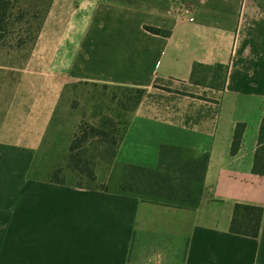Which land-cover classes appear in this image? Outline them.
I'll list each match as a JSON object with an SVG mask.
<instances>
[{
  "label": "crops",
  "instance_id": "0c3cea01",
  "mask_svg": "<svg viewBox=\"0 0 264 264\" xmlns=\"http://www.w3.org/2000/svg\"><path fill=\"white\" fill-rule=\"evenodd\" d=\"M193 64L225 66L222 89L210 72L194 75L207 85L191 83ZM0 70V264H264V177L250 174L264 108V0H52L21 67ZM77 84L143 90L115 165L153 169L161 146L208 155L197 208L32 174ZM237 123L245 129L229 156ZM236 203L263 209L256 239L227 232Z\"/></svg>",
  "mask_w": 264,
  "mask_h": 264
},
{
  "label": "trees",
  "instance_id": "16d2710c",
  "mask_svg": "<svg viewBox=\"0 0 264 264\" xmlns=\"http://www.w3.org/2000/svg\"><path fill=\"white\" fill-rule=\"evenodd\" d=\"M52 0H0V40L5 38H17L16 45L7 46V51H20L24 37L30 40V51L42 22L49 10ZM154 35L166 36L167 32L144 27ZM227 68L223 65L212 67L193 64L191 67L189 81L194 84L203 85L204 79H195L196 74L210 72V86L222 89ZM122 88V96L127 102L126 114L139 104L143 90ZM127 120L122 127L116 129L108 122L109 128L97 127L93 124H78L68 145L69 162L73 163V169L77 168L76 161L89 162L86 152H90V158L108 156L114 158L115 150L121 141L128 124ZM245 126L242 123L234 125L232 137L228 149V155L234 156L240 148L241 139ZM96 152V154L92 153ZM96 155V157H95ZM208 155L206 153L193 154L191 151L172 146H161L158 150V159L155 168L147 169L134 166H122L124 174L121 176L118 187L110 193L132 196L142 202L171 207L175 209H195L199 205L203 191V176L207 165ZM82 172L87 178L92 179L91 170L84 167ZM250 174L264 177V108L257 128L256 146L252 155ZM50 182L59 183L58 181ZM83 188L81 186H76ZM109 191L106 189H98ZM263 209L259 206L233 204L228 222L227 232L249 239H256L259 233Z\"/></svg>",
  "mask_w": 264,
  "mask_h": 264
},
{
  "label": "rangeland",
  "instance_id": "374dc122",
  "mask_svg": "<svg viewBox=\"0 0 264 264\" xmlns=\"http://www.w3.org/2000/svg\"><path fill=\"white\" fill-rule=\"evenodd\" d=\"M18 43L17 38H5L0 40V67H7L17 70L30 47V40L27 37L19 44L20 51H7L6 47ZM5 52H11L7 57ZM1 72H5L0 70ZM17 72L8 76V86L14 84ZM4 78L0 74V84ZM6 79V78H5ZM207 85L208 81L204 80ZM66 97L67 107H63ZM62 102L61 115L54 117L57 125L50 127L48 138L41 144L35 160L32 174L41 180L58 181L62 184L81 186L85 189H106L114 191L118 187L121 176L124 174L122 166L115 165L108 156L90 158L87 151L86 158L89 162L76 161L77 168L73 169V163L69 162L68 145L78 124L89 123L95 128H109L110 123L116 129L122 127V123L129 116L126 114L127 102L122 96V88L106 87L96 85H71ZM109 122V125H108ZM48 142V145H47ZM96 154V152H92ZM86 167L93 173L89 179L81 170Z\"/></svg>",
  "mask_w": 264,
  "mask_h": 264
},
{
  "label": "built area",
  "instance_id": "2783aa9c",
  "mask_svg": "<svg viewBox=\"0 0 264 264\" xmlns=\"http://www.w3.org/2000/svg\"><path fill=\"white\" fill-rule=\"evenodd\" d=\"M182 11H183L184 14H189V10L188 9H183ZM188 21L191 22L192 21V18L189 17L188 18Z\"/></svg>",
  "mask_w": 264,
  "mask_h": 264
}]
</instances>
